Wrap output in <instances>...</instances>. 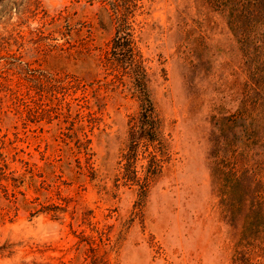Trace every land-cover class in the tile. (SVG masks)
Masks as SVG:
<instances>
[{"label": "rangeland", "instance_id": "1", "mask_svg": "<svg viewBox=\"0 0 264 264\" xmlns=\"http://www.w3.org/2000/svg\"><path fill=\"white\" fill-rule=\"evenodd\" d=\"M0 264H264V0H0Z\"/></svg>", "mask_w": 264, "mask_h": 264}, {"label": "trees", "instance_id": "2", "mask_svg": "<svg viewBox=\"0 0 264 264\" xmlns=\"http://www.w3.org/2000/svg\"><path fill=\"white\" fill-rule=\"evenodd\" d=\"M128 43H131L130 39L125 38L120 30H118L114 40L113 53L121 63L129 67L133 79L134 91L140 100L139 126L138 132L135 133V139L154 141L156 139L158 120L149 88V77L145 68L140 66L136 61L135 56H133L132 46Z\"/></svg>", "mask_w": 264, "mask_h": 264}]
</instances>
